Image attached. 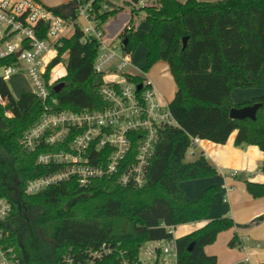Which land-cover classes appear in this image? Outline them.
<instances>
[{
  "label": "trees",
  "instance_id": "1",
  "mask_svg": "<svg viewBox=\"0 0 264 264\" xmlns=\"http://www.w3.org/2000/svg\"><path fill=\"white\" fill-rule=\"evenodd\" d=\"M89 1L99 24L107 23L125 8L131 10V29L123 33L128 38L124 48L134 53L140 44L146 46L145 72L158 61L168 63L176 83L170 109L177 124L161 130L146 183L141 187L123 186L115 176L96 178L88 186L71 178L27 194V180L57 169L56 165L40 164L38 154L57 147L46 146L38 152L24 148L21 138L46 112L45 102L28 89L16 97L7 80L0 77V95L6 101L5 105L0 102V153L11 161L14 172L11 179L0 171V196L6 197L12 206L9 216L0 220V228L8 233L6 242L17 253L19 264H34L25 240L31 223L36 229V243L47 248L53 264H122L123 257L134 261L146 242L172 238V226L205 219L216 201L215 194L221 185L206 188L195 200L180 187L181 181L219 173L204 153L186 161L195 138L225 143L237 130V146L253 144L264 152V94L239 104L231 95L237 87L261 85L264 0H157V4L145 6L137 5L139 0H80L83 4ZM103 2L110 8L103 9ZM140 16L150 29L136 25ZM185 37L188 39L184 47ZM60 42L59 54L49 69L63 61L65 52L69 55L66 74L55 82H64V86L59 92L51 87L58 102L53 109L105 108L106 102L99 92L105 73L94 68L98 40L84 39L81 27L77 26L71 37ZM14 59H1L0 66ZM256 103L260 105L254 118L231 117L233 107ZM261 169L264 171V159ZM245 183L252 196L264 197V183ZM234 224L230 216L216 218L178 237L177 264H217V256L208 254L205 247ZM43 234L52 243L47 244ZM104 244L112 252L94 255ZM237 244L238 238L234 236L230 245Z\"/></svg>",
  "mask_w": 264,
  "mask_h": 264
},
{
  "label": "built area",
  "instance_id": "2",
  "mask_svg": "<svg viewBox=\"0 0 264 264\" xmlns=\"http://www.w3.org/2000/svg\"><path fill=\"white\" fill-rule=\"evenodd\" d=\"M148 4H157V0H139L137 5ZM102 7L110 8L105 2ZM105 24H99L91 1L83 4L78 0L75 15L64 17L37 0H0V60L15 57L0 66V77L7 80L14 74L26 73L31 90L45 102L46 112L25 132L20 143L29 152L57 147L38 154L40 164L56 165L57 169L27 180L24 188L27 194L71 178L88 186L96 178L115 176L123 186L141 187L146 183L148 165L161 130L177 124L170 103L161 100L147 73L127 71L133 65V53L125 50L123 33L131 29L130 22L115 36L107 32ZM77 26L81 27L84 39L99 42L94 68L105 73L104 77H111L104 79L99 91L106 106L95 110H54L53 105L58 102L51 87L60 77L56 78L54 67L49 69V65L59 54L60 41L71 37ZM43 32L45 35L40 36ZM54 51L55 55L47 60ZM68 55L65 52L62 60L67 61ZM117 76L122 80L116 79ZM0 102L6 103L1 95ZM7 115L11 116V112L7 111ZM198 141L195 138L189 149ZM11 208L10 201L0 196V220L9 216ZM171 231L172 238L146 242L136 260L123 257L122 264H177L178 237L174 226ZM7 235L0 228V264H19L17 253L6 242ZM104 252L110 253L112 249L104 244L94 255L101 256Z\"/></svg>",
  "mask_w": 264,
  "mask_h": 264
},
{
  "label": "crops",
  "instance_id": "3",
  "mask_svg": "<svg viewBox=\"0 0 264 264\" xmlns=\"http://www.w3.org/2000/svg\"><path fill=\"white\" fill-rule=\"evenodd\" d=\"M70 1L42 0V3L54 8L64 17H72L75 15L78 0H75L73 4H70ZM130 20L131 13L124 10L107 21L105 28L111 36H115ZM159 62L163 63L160 64L163 70L162 75L173 79L172 90L169 91L173 99L176 83L168 63ZM260 78L259 87L233 89L231 93L233 101L239 104L264 94V65ZM156 88L162 101L168 103L172 101L167 100L164 93L157 86ZM236 135L237 130L231 133L225 143L199 139L187 151L186 161H193L204 153L209 162L219 171L214 176L181 181L180 187L187 196L195 200L203 190L210 186L221 185L222 188L215 194L216 201L211 204L205 219L178 225L183 227L182 232L176 234L178 226L175 227L174 232L177 237H180L203 227L213 219L230 216L235 222L234 226L221 231L217 239L205 247V251L217 256V264H262L264 262V197L252 196L247 190L245 181L264 183V171L261 169L264 152L259 146L253 144L237 146L235 144ZM188 153L191 158L188 157ZM234 236H237L238 244L231 246L230 241Z\"/></svg>",
  "mask_w": 264,
  "mask_h": 264
},
{
  "label": "rangeland",
  "instance_id": "4",
  "mask_svg": "<svg viewBox=\"0 0 264 264\" xmlns=\"http://www.w3.org/2000/svg\"><path fill=\"white\" fill-rule=\"evenodd\" d=\"M113 1L119 2L120 0H113ZM181 1H185V0H181ZM208 1H214V0H208ZM70 2H71L70 4H73L75 2V0H71ZM124 10L129 11L131 13V17H132V12L129 8H125ZM135 22L139 28H142L144 30L150 29V25L147 22L142 21V16L137 17ZM81 24L85 25L83 20H81ZM147 51L148 50L144 44H140L138 46L137 50L133 53V65L127 69L128 72L138 74V75L144 74L143 68L145 67L146 61H147ZM54 55H55V51L47 56V60H50V58ZM160 64H163V63H160L158 61L151 68H149L146 71V73L152 79L154 86L155 87L157 86L161 90V92L164 93L166 99L171 101L172 100V98H171L172 93L169 91L172 90L173 79L168 77V76H167L168 78L164 77L162 75L163 70H162V67ZM1 72H2V70H0V74H1ZM66 72H67L66 60L63 59V61H61L60 63H58L54 67L53 73L56 76V78H58V77L61 78L66 74ZM115 78L118 80H122V77H120V76H117ZM104 79L109 80V79H111V77L105 76ZM7 82L9 84L13 94L16 97L20 94L21 91H23L25 89L30 90L33 88L32 83H31V81H30V79L26 73L14 74L9 79H7ZM0 154H2V152ZM190 156L191 155L188 153L189 158H191ZM0 159H1L0 160L1 174L4 177H9L11 179L14 178V172L12 171L11 161L9 159H7V157L4 156L3 154L0 156ZM30 225H31L32 229H30ZM30 225L28 227V230H31V231L28 233V237H26L25 240L28 244V248L30 250V255L32 257V261L34 262V264H53L51 261V258L49 256V251L47 250V248H45L44 246H39V243H36V241H35L36 229L34 228L33 223H31ZM182 230H183V227L178 226L176 229V234H180L182 232ZM44 239H45L47 244L52 243L50 238H48V236L46 234L44 235Z\"/></svg>",
  "mask_w": 264,
  "mask_h": 264
},
{
  "label": "water",
  "instance_id": "5",
  "mask_svg": "<svg viewBox=\"0 0 264 264\" xmlns=\"http://www.w3.org/2000/svg\"><path fill=\"white\" fill-rule=\"evenodd\" d=\"M187 39H188L187 37L184 38V41H183L184 47L187 45ZM123 42H124V45H126L128 43V38L125 37ZM64 84H65L64 82H59L55 84L54 90L56 92H59L60 89L64 86ZM138 88H141V84L138 85ZM259 105H260L259 103H256L254 105H248V106H243V107H233L231 109L230 115L232 118H238V119L245 118V117L254 118Z\"/></svg>",
  "mask_w": 264,
  "mask_h": 264
}]
</instances>
